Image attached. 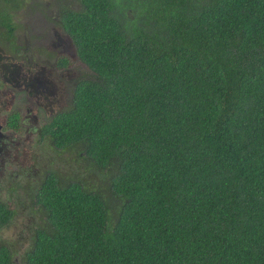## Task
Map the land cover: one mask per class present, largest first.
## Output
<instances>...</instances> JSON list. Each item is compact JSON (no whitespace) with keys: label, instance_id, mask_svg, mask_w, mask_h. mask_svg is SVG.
<instances>
[{"label":"trees","instance_id":"1","mask_svg":"<svg viewBox=\"0 0 264 264\" xmlns=\"http://www.w3.org/2000/svg\"><path fill=\"white\" fill-rule=\"evenodd\" d=\"M52 27L73 58L35 38ZM0 43L71 72L31 127L106 177L32 169L23 264H264V0H0ZM17 251L0 239V264Z\"/></svg>","mask_w":264,"mask_h":264},{"label":"rangeland","instance_id":"2","mask_svg":"<svg viewBox=\"0 0 264 264\" xmlns=\"http://www.w3.org/2000/svg\"><path fill=\"white\" fill-rule=\"evenodd\" d=\"M34 17L42 18L40 13H36ZM35 25L37 27H41V25ZM47 33L49 38L47 47L49 49L54 51L56 54L66 53V55H69L71 58L74 57V51H68L69 44L66 36L62 35L60 29L57 27L48 28L42 33H37L35 38H46ZM29 40L30 35L29 33H26L25 36H23V42L29 44ZM36 45L47 48L43 39H37ZM4 52L5 51L1 48L0 43V58L6 54V52ZM45 54V52L42 54L38 51H30V53H26L25 55L29 57L27 59L29 62L26 63L22 60H16L17 62H15L14 72H9L7 75L10 79L22 78V80H26L28 82H31L32 78L34 85L31 84V88L34 95L30 98H24L22 95L24 88L20 87L19 96L21 99H17L14 106L20 111H24L25 108L32 109L33 114L38 116L39 123L46 115L45 111H42L41 106L46 105V107L50 106V108L56 106L60 107V101L64 100V97H62V91L64 88H67V85L69 84V81L66 79L71 78V72L53 71L50 69L52 68L50 67L51 65L47 66L39 64L40 62L33 61L46 59ZM7 64L5 66H1L0 69L5 72ZM28 64L29 66L26 68ZM29 67H32V69H29ZM71 70L74 72L78 71V65H73ZM0 75H2L1 70ZM60 77L62 78L60 79ZM26 111L28 113L27 109ZM33 123H35L34 120ZM32 131L33 129H31V132L29 133L24 129L20 130L19 135L24 141H21L23 144L20 147L22 150L25 149L24 151L26 152L25 154H27V159L32 164L34 170H38L39 176L43 175L46 171L60 172L61 174H65L71 178H76V176L79 175L80 178L93 189L105 187V174L95 168L88 167L84 156H79L77 150L72 149L59 152L55 148H52L48 142L40 141L39 137ZM34 176L35 175L21 177V181H17L13 185V189L11 188L9 191L11 199L16 203L17 211L11 224L4 227L0 231V239L18 247V251L15 255V264H23L22 257L32 242L34 227H36V225L40 222L39 213L36 211L34 205L31 204V191L36 183ZM1 191L3 192V195ZM1 191V198L8 200V197L5 196L8 189L4 188Z\"/></svg>","mask_w":264,"mask_h":264},{"label":"flooded vegetation","instance_id":"3","mask_svg":"<svg viewBox=\"0 0 264 264\" xmlns=\"http://www.w3.org/2000/svg\"><path fill=\"white\" fill-rule=\"evenodd\" d=\"M5 41L9 44L11 43L10 40H4V42ZM12 47L14 46L7 49L8 53L6 52V54L0 58V67L5 66L8 63L5 72L0 69L2 71V75H0V191L4 188L8 189V192L5 194V196L8 197V200L1 198L3 195V192L1 191L2 195L0 193V201L15 204L16 206V203L10 197L9 191L17 181H21V177L32 175V169H34L30 161L27 159L28 157L27 154H25V149L22 150L20 147L24 141L19 135V132L22 129L29 133L31 132V129H33L32 132H35L36 128H32L31 125H34L35 123L38 125L39 122L38 116L33 114L32 109L25 108L24 111H20L14 106L16 100L21 99L19 96L21 88H24L22 93L24 98H30L34 94L31 88L32 85L24 83L20 88L19 81H21L22 78L10 79L9 76H7L9 72H14L15 62H17L16 60H22L26 63L29 62V60H27L28 56H25V52H19L18 55H22L20 56L21 58H18L17 55L13 53ZM21 64L24 65L23 63ZM28 66L29 64L26 68H28ZM26 109L28 110V113ZM16 111L20 114L19 119L22 124V129L20 130H16L9 124L11 115H15ZM33 120L35 123H33Z\"/></svg>","mask_w":264,"mask_h":264}]
</instances>
